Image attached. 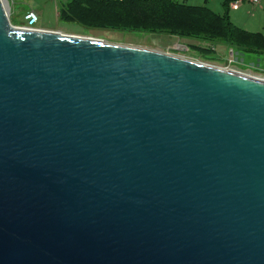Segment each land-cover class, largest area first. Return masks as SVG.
<instances>
[{
	"label": "water",
	"instance_id": "obj_1",
	"mask_svg": "<svg viewBox=\"0 0 264 264\" xmlns=\"http://www.w3.org/2000/svg\"><path fill=\"white\" fill-rule=\"evenodd\" d=\"M0 264H264V79L0 0Z\"/></svg>",
	"mask_w": 264,
	"mask_h": 264
},
{
	"label": "rangeland",
	"instance_id": "obj_2",
	"mask_svg": "<svg viewBox=\"0 0 264 264\" xmlns=\"http://www.w3.org/2000/svg\"><path fill=\"white\" fill-rule=\"evenodd\" d=\"M67 1L68 0H18L16 6L18 14L28 5H30L28 8L32 7L36 9L38 7V27L53 29L61 33L99 38L108 43L154 49L223 69L232 68L247 72L256 77L264 76V47L262 46L246 43L245 40L236 41L235 39H233V43L238 47L231 44L224 45V43H226L222 42L224 37H214L219 39L217 45L214 44L215 49L214 46L212 48L211 45L208 44V40L198 41L195 38L188 39L181 36L182 33L176 35L168 33L167 31H148L147 29L140 31L136 30L133 26L119 30L114 29L110 24H92L85 17L81 18L80 16H77L80 21L77 19L65 21L61 17L60 7ZM188 3H193V1L189 0ZM261 5L262 7H259L258 4H249L246 2L240 10L230 11L231 22L236 27L247 32L258 33L264 36V0H262ZM249 8L251 9V13H249ZM63 9L65 8L63 7ZM64 12L67 13L66 9ZM7 13L12 25L19 26L23 23V18L21 20L15 19L9 15L10 13L8 10ZM100 25L107 27L100 28ZM229 49L233 50V53L229 54Z\"/></svg>",
	"mask_w": 264,
	"mask_h": 264
},
{
	"label": "trees",
	"instance_id": "obj_3",
	"mask_svg": "<svg viewBox=\"0 0 264 264\" xmlns=\"http://www.w3.org/2000/svg\"><path fill=\"white\" fill-rule=\"evenodd\" d=\"M60 13L65 21L78 20L77 16H80L92 24H110L119 30L133 26L140 31L147 29L176 35L182 33L183 37L204 40L214 38L210 36L209 26L217 19L216 14L207 8L191 6L179 0H68L61 5ZM226 29H221V33L225 34ZM233 39L264 47L263 35L246 33L235 26L224 36L226 42L236 45Z\"/></svg>",
	"mask_w": 264,
	"mask_h": 264
},
{
	"label": "crops",
	"instance_id": "obj_4",
	"mask_svg": "<svg viewBox=\"0 0 264 264\" xmlns=\"http://www.w3.org/2000/svg\"><path fill=\"white\" fill-rule=\"evenodd\" d=\"M5 1V5L7 7L8 12L10 13L9 15H11L13 18L15 19H22V15L23 13L28 10V9H32L35 12H37V9H34L32 7L28 8L30 5H28L26 8H24L22 10L21 13L18 14V10H17V1L18 0H4ZM180 1V0H179ZM184 3L191 5V6H197V7H205L208 10H210L211 12L214 13V15L216 14L217 19H215V21L211 22V25L209 26V30H210V36L211 37H224L225 34L227 33V31L230 30V28H232V26L234 27L235 25L231 22V18H230V11H238L240 10L246 3V1L240 3L238 6L236 7H231L229 5V1L228 0H192L193 3H197V4H193V3H188L189 0H182ZM262 2V0H261ZM261 2L259 1V7H262ZM32 3V2H31ZM34 4V3H32ZM246 10V9H245ZM249 13H251V9L249 8ZM228 24V26H227ZM236 27V26H235ZM42 28V27H39ZM225 29L228 28V30L226 29V33L222 34L221 33V29ZM238 28V27H237ZM42 29H47V28H42ZM240 29V28H239ZM53 30V29H50ZM242 31H245L243 29H241ZM246 33H249L247 31H245ZM188 38V37H186ZM189 39V38H188ZM195 39H197L198 41H205V40H200L202 38H198L195 37ZM209 41L208 44L211 45V47L213 48L214 44L217 45V41H219V39L217 38H210V39H206ZM222 42H226V40L222 39ZM223 44V43H220ZM230 43H228V41L226 43H224V45H229ZM233 46L238 47L237 45L231 44ZM215 48V46H214ZM216 49V48H215Z\"/></svg>",
	"mask_w": 264,
	"mask_h": 264
},
{
	"label": "built area",
	"instance_id": "obj_5",
	"mask_svg": "<svg viewBox=\"0 0 264 264\" xmlns=\"http://www.w3.org/2000/svg\"><path fill=\"white\" fill-rule=\"evenodd\" d=\"M244 1H246L249 4H259L260 0H230V6L231 7H236V6H238L240 3L244 2ZM22 18H23V23L20 24L19 27H22V28H25V29H31V30L42 29V28H39L37 26V23L39 21V15L34 10H32V9L26 10L23 13ZM228 53L229 54L233 53V50L229 49ZM226 69H228V68H226ZM228 70H233V71H237V72L243 73L245 75L256 77L254 75L248 74L247 72H242V71L235 70V69H232V68H229ZM256 78L264 79V76L256 77Z\"/></svg>",
	"mask_w": 264,
	"mask_h": 264
}]
</instances>
